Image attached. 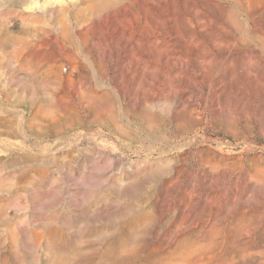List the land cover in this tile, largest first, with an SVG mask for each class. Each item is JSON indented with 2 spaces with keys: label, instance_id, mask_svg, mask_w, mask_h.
<instances>
[{
  "label": "rangeland",
  "instance_id": "374dc122",
  "mask_svg": "<svg viewBox=\"0 0 264 264\" xmlns=\"http://www.w3.org/2000/svg\"><path fill=\"white\" fill-rule=\"evenodd\" d=\"M0 264H264V0H0Z\"/></svg>",
  "mask_w": 264,
  "mask_h": 264
}]
</instances>
